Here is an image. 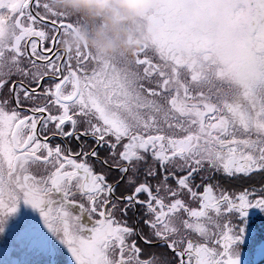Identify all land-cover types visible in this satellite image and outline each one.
<instances>
[{"label": "snow or ice", "instance_id": "obj_1", "mask_svg": "<svg viewBox=\"0 0 264 264\" xmlns=\"http://www.w3.org/2000/svg\"><path fill=\"white\" fill-rule=\"evenodd\" d=\"M80 23L0 0V237L68 264H241L264 214V0H155L131 58L61 53ZM257 174L259 194L217 179Z\"/></svg>", "mask_w": 264, "mask_h": 264}, {"label": "clouds", "instance_id": "obj_2", "mask_svg": "<svg viewBox=\"0 0 264 264\" xmlns=\"http://www.w3.org/2000/svg\"><path fill=\"white\" fill-rule=\"evenodd\" d=\"M55 12L79 14L98 24L86 27L79 24L66 32L61 39L65 52H74L87 45L101 56L116 52L130 58L139 50L145 39V28L140 23L144 13L155 7V0H47ZM71 10V11H69Z\"/></svg>", "mask_w": 264, "mask_h": 264}, {"label": "rangeland", "instance_id": "obj_3", "mask_svg": "<svg viewBox=\"0 0 264 264\" xmlns=\"http://www.w3.org/2000/svg\"><path fill=\"white\" fill-rule=\"evenodd\" d=\"M43 2L45 1L41 0V3ZM74 16H76V14ZM149 55H151V53H149ZM140 71L142 72L143 69L141 68ZM20 116L22 117L23 113H20ZM219 177L222 179L224 178L222 176ZM260 178H261L260 174H257L255 176V180H256L255 186L251 188H247L250 193L253 191V189H255V192L257 194L260 193L261 191V187L259 183ZM224 189L228 190L233 195H238L241 191L244 190L240 188H228V187ZM216 194L219 195L218 190ZM250 211L252 218V228L254 232L250 242L243 249L244 254L241 257V264H256L258 263L259 259L264 255V214H260L258 210L255 209ZM226 220L227 217H223L221 219V224L226 222ZM5 247L9 248L12 251L11 259L18 261L19 264H52L53 259H55V264H68L69 262V257L66 253V250L61 249V251H59L58 254L53 258L45 253L31 251L22 246L15 244L11 236L0 237V248H5ZM169 255L171 254L169 253ZM0 264H5V259L3 257H0ZM262 264H264V262Z\"/></svg>", "mask_w": 264, "mask_h": 264}, {"label": "flooded vegetation", "instance_id": "obj_4", "mask_svg": "<svg viewBox=\"0 0 264 264\" xmlns=\"http://www.w3.org/2000/svg\"><path fill=\"white\" fill-rule=\"evenodd\" d=\"M42 1H45V0H42ZM36 10H37V9L33 8V11H36ZM39 11L43 12L44 10H43V8H40ZM76 16H79V17H80L81 24L86 25V27H89L90 24H98V23H99V19H96L95 21H91V22H89V21L85 20L84 18H82L79 14H76ZM34 39H38V38H35V37H34ZM45 47H47V45H45ZM57 47H58V49L60 50V52L62 53V52H63V49H62L61 45H58ZM90 64H91V62H90ZM73 67H75V61H73ZM44 83H45V84H49V83H51V81H49V80H45ZM7 92H8V89L5 88V89H4V95H7ZM41 102H42V101H41ZM30 107H34V105H31V104H27V103H26V104H24V105L22 106L21 109H19L20 113H23V116H22L21 118H23L24 116H30V115H32V113L28 110ZM52 111H53V113L55 114V108H53ZM50 127H54V125H50ZM37 134H38L39 136L42 137L43 135H47L48 133H47V132H40V130H39V128H38ZM49 143H51L52 145H56V144H58V143H59V144H63V143H65V141H62L61 139L56 138V139H51V140H49ZM89 143H91V141H89ZM73 148H75V143H74V142H73ZM104 154H105V153H104V150H101V155H104ZM90 162H91V161H90ZM95 170H96L97 172H100V171H102V168H101V166H100L99 164H97ZM116 175H118V173L112 172L110 175H108V180H109V181H112V180L115 178ZM217 179L220 181L221 184H223V179H224V178L222 179V178H220V177L218 176ZM153 183H154V182H153ZM201 191H202V189H201ZM118 192H119V189H118ZM140 198H141V199H146V196H145L144 194H141V197H140ZM78 199H79V197H78ZM189 203H190V206H191V207H198V201H196V202H189ZM142 213H143V209H141V208L138 206V207H137L136 216L139 217V220H140V226H141V227H143V219L145 218V217L142 215ZM97 218H98V217H97ZM117 219H124V218L118 215V216H117ZM128 220H129V223L131 224V223H132V220H133V213L129 212ZM144 231L147 232V228H145ZM142 247H144V246L142 245ZM160 250H161V249H158L157 251H160Z\"/></svg>", "mask_w": 264, "mask_h": 264}, {"label": "trees", "instance_id": "obj_5", "mask_svg": "<svg viewBox=\"0 0 264 264\" xmlns=\"http://www.w3.org/2000/svg\"><path fill=\"white\" fill-rule=\"evenodd\" d=\"M221 184V183H220ZM255 184L251 181H245V180H229V179H223L222 187L226 188H240V189H247L254 187ZM162 250V249H161ZM171 254V253H170ZM264 262V255L261 257L256 264H262Z\"/></svg>", "mask_w": 264, "mask_h": 264}]
</instances>
